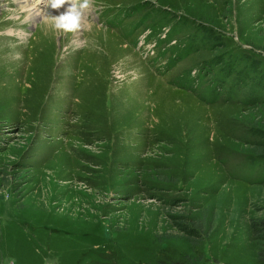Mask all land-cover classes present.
I'll return each mask as SVG.
<instances>
[{"label": "rangeland", "instance_id": "374dc122", "mask_svg": "<svg viewBox=\"0 0 264 264\" xmlns=\"http://www.w3.org/2000/svg\"><path fill=\"white\" fill-rule=\"evenodd\" d=\"M44 8L0 0V264H259L264 0Z\"/></svg>", "mask_w": 264, "mask_h": 264}, {"label": "clouds", "instance_id": "9594fccd", "mask_svg": "<svg viewBox=\"0 0 264 264\" xmlns=\"http://www.w3.org/2000/svg\"><path fill=\"white\" fill-rule=\"evenodd\" d=\"M46 8L40 11L46 12L51 17V27L65 33H73L81 28L84 11L89 7V0H45ZM64 10L56 15H51L49 9Z\"/></svg>", "mask_w": 264, "mask_h": 264}, {"label": "trees", "instance_id": "16d2710c", "mask_svg": "<svg viewBox=\"0 0 264 264\" xmlns=\"http://www.w3.org/2000/svg\"><path fill=\"white\" fill-rule=\"evenodd\" d=\"M259 69H264V63L259 65ZM229 90L231 89L229 88ZM231 91L233 92V90ZM258 156L260 160H262L261 158H264V152H259ZM251 232L254 238L259 239L262 242V245L256 251V260L259 264H264V221L258 220L253 222L251 225Z\"/></svg>", "mask_w": 264, "mask_h": 264}, {"label": "bare ground", "instance_id": "6f19581e", "mask_svg": "<svg viewBox=\"0 0 264 264\" xmlns=\"http://www.w3.org/2000/svg\"><path fill=\"white\" fill-rule=\"evenodd\" d=\"M25 1H27V0H25ZM23 3H24V2H23ZM28 3H29V2H27V4L25 3V5L29 6ZM21 5H22V4H21ZM27 8H28V7H27ZM27 8H26V9H27ZM29 11H30V14H31V16H32V19L36 18V17L39 15V13H38V7H37V8L35 7V8H32V9L30 8ZM23 36H24V35H23Z\"/></svg>", "mask_w": 264, "mask_h": 264}]
</instances>
